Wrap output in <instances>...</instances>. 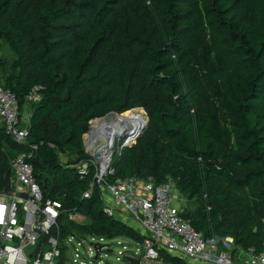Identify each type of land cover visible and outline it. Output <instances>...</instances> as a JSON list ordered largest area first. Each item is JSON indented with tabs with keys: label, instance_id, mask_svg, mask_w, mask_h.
<instances>
[{
	"label": "trees",
	"instance_id": "trees-1",
	"mask_svg": "<svg viewBox=\"0 0 264 264\" xmlns=\"http://www.w3.org/2000/svg\"><path fill=\"white\" fill-rule=\"evenodd\" d=\"M0 42L13 53L7 67L0 58V83L21 115L31 109L28 161L44 199L63 204V233L144 241L104 213L97 186L82 197L93 168L80 179L72 166L88 158L91 120L143 111L145 129L107 180L171 179L205 239L264 254V0H0ZM26 149L0 123V193ZM158 260L189 264L165 249Z\"/></svg>",
	"mask_w": 264,
	"mask_h": 264
},
{
	"label": "built area",
	"instance_id": "built-area-1",
	"mask_svg": "<svg viewBox=\"0 0 264 264\" xmlns=\"http://www.w3.org/2000/svg\"><path fill=\"white\" fill-rule=\"evenodd\" d=\"M42 90V86H34L26 97L27 101H39ZM102 119L91 120L88 134L83 137L88 158L72 166L80 179L88 177L93 168L92 181L83 198L89 197L97 186L104 213L145 237L142 243L132 240L135 242V255L122 254L128 249L123 246L118 251L121 256H117V260L122 257L128 262L127 258L132 257L140 264H151L158 261V251L165 249L189 264H264V254L252 248L238 247L236 254L235 246L228 238L214 236L205 239L181 216L182 206L176 202V189L171 179L160 184H156L152 177L117 178L109 182L108 177L114 173L112 159L115 155L120 156L123 149L135 140L134 135L129 134L119 144L115 137L108 142L107 129L93 128L94 123ZM0 123L13 141L27 145L25 151L10 160L12 191L0 193V264H99L98 256L87 261L80 254L79 247L83 246L85 239H90L93 241L90 245L98 254L104 249L111 252L110 245L102 244L110 238L62 232L59 219L63 204L43 197L33 175L32 164L28 161L38 145L28 142V128L18 109L17 97L3 83H0ZM67 218L78 224L86 222L85 217L75 211L69 212ZM95 245H100V248ZM129 250L132 253L133 249Z\"/></svg>",
	"mask_w": 264,
	"mask_h": 264
},
{
	"label": "rangeland",
	"instance_id": "rangeland-1",
	"mask_svg": "<svg viewBox=\"0 0 264 264\" xmlns=\"http://www.w3.org/2000/svg\"><path fill=\"white\" fill-rule=\"evenodd\" d=\"M0 58L3 61V64H5V67H7L9 65V63L11 62V60L13 59V53H12V51L9 49V47L5 43H2V42H0ZM135 110H139V109H135ZM130 111H133V110H130ZM141 112H142V114L145 117V119L143 118L144 121L145 120L147 121V117H146L145 113L143 111H141ZM123 114L124 113H122L120 115L111 114V115H108L106 117V119H110V117H112V118H115L116 117L117 118V116H123ZM137 119H139V118H137ZM143 119L142 120L139 119L142 122V125H143ZM23 122L26 123L25 120H23ZM138 126H140V125H138ZM130 131L133 132L134 129H132ZM87 134H88V132L85 135H87ZM129 134H130L129 130L128 129H125L124 131L121 132V135L120 136H117V137H116V135L114 136L115 137V142L119 144ZM83 141H84V139H83ZM13 157H14V155H13ZM175 191H174V194H176V196L178 198V199H176V202L177 203H180V204L181 203H185L184 206H186V207L192 206L191 202L189 203V202L183 200V198H185V197L181 196L180 193L177 192V189ZM182 207H183V205H182ZM118 241L120 243L119 245L117 244ZM91 242H93V241L90 240V239H85L84 242H83V246L79 247L80 254L84 258H86L87 261H92L93 257H97L98 256V258L100 259L99 264H128L129 261L127 262L126 259H124L122 257H120L119 260L116 259L117 256H121V255L118 254V251L121 250V248L123 246L128 247V249L127 250H124V252H122V254L126 253L127 256H131L130 254L135 255L134 254V252H135V250H134L135 249V242H133L131 239H128V238H125V237L118 238V239L111 238L109 240H106V241L102 242V244L110 245V248L109 249L111 250V252H108L107 249H104L99 254L90 245ZM96 242H98V241L96 240ZM129 249H133L132 250V253H130V250ZM88 251L90 252V255H91L92 258H90L88 256V254H89ZM134 259H136V258H134ZM151 263L163 264L160 260L155 261V262H151ZM93 264H95V263H93Z\"/></svg>",
	"mask_w": 264,
	"mask_h": 264
},
{
	"label": "bare ground",
	"instance_id": "bare-ground-1",
	"mask_svg": "<svg viewBox=\"0 0 264 264\" xmlns=\"http://www.w3.org/2000/svg\"><path fill=\"white\" fill-rule=\"evenodd\" d=\"M143 119V117L140 114H135V115H131L129 117H120L117 116V118H112L110 117V119H102L101 121H96L93 125L94 130L98 129V127L104 125L105 127H109L108 130V134H109V140L108 142H110L114 136H118V134H121L122 131H124L125 129H128L131 135L136 134L137 131H139L141 129L142 126H144L145 121L143 119V125L142 122L139 119ZM140 125V126H138ZM134 129V131H130Z\"/></svg>",
	"mask_w": 264,
	"mask_h": 264
},
{
	"label": "crops",
	"instance_id": "crops-1",
	"mask_svg": "<svg viewBox=\"0 0 264 264\" xmlns=\"http://www.w3.org/2000/svg\"><path fill=\"white\" fill-rule=\"evenodd\" d=\"M30 115H31V109H30V107L28 106V105H25L24 106V108H23V111H22V118H23V120H25L26 121V124H28V122H29V119H30ZM176 192V191H175ZM177 192H179L178 190H177ZM180 193V192H179ZM181 195V194H180ZM182 196V195H181ZM175 197L177 198V196H176V194H175ZM178 199V198H177ZM183 200H185L186 201V199L185 198H183ZM180 206H182L183 205V207H184V205H185V203H178ZM233 249L234 250H236V254L238 253V247H233ZM240 249V248H239ZM233 250V251H234Z\"/></svg>",
	"mask_w": 264,
	"mask_h": 264
},
{
	"label": "water",
	"instance_id": "water-1",
	"mask_svg": "<svg viewBox=\"0 0 264 264\" xmlns=\"http://www.w3.org/2000/svg\"><path fill=\"white\" fill-rule=\"evenodd\" d=\"M105 118V117H104ZM101 119V118H100ZM147 124V121L145 122L144 126L141 127V129L139 131L136 132V134H134V140L136 141V139L142 134L143 130L145 129ZM109 129V127H105L104 125L100 126V129ZM121 134H118V136H120ZM95 247L100 248V245H95ZM98 250V249H97ZM131 264H140L139 261L137 259L134 258H129L127 259ZM151 264H156V263H151Z\"/></svg>",
	"mask_w": 264,
	"mask_h": 264
}]
</instances>
